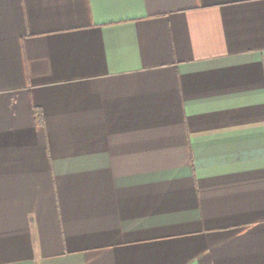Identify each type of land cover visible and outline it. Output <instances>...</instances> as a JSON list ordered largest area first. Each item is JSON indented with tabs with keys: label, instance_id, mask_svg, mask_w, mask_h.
I'll return each mask as SVG.
<instances>
[{
	"label": "crops",
	"instance_id": "obj_1",
	"mask_svg": "<svg viewBox=\"0 0 264 264\" xmlns=\"http://www.w3.org/2000/svg\"><path fill=\"white\" fill-rule=\"evenodd\" d=\"M0 264H264V0H0Z\"/></svg>",
	"mask_w": 264,
	"mask_h": 264
}]
</instances>
